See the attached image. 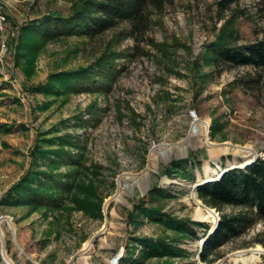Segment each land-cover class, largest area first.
Returning <instances> with one entry per match:
<instances>
[{"label": "rangeland", "instance_id": "374dc122", "mask_svg": "<svg viewBox=\"0 0 264 264\" xmlns=\"http://www.w3.org/2000/svg\"><path fill=\"white\" fill-rule=\"evenodd\" d=\"M82 1L0 0L7 18L0 36V264H7L4 253L16 264H114L124 255L131 264L140 257L139 245L130 246L138 236L162 238L186 252L134 264H244L234 261L236 252L264 248V219L204 258L221 213L238 208L210 206L198 187L264 158V71L259 84L242 86L258 70L218 68L205 58L209 43L228 33L236 45L263 35L258 0H173L150 10V28L138 42L120 27L96 37L55 28L48 38L21 29L42 17L67 16ZM98 61L116 68L98 90L51 77ZM60 135L72 141L64 150L76 156L52 171L76 180L73 189L55 192L62 198L54 207L4 203L30 171L52 168L48 158L62 146ZM184 158L191 159L188 174L172 166ZM154 186L165 194L146 205L207 223L208 232L195 226L196 235H186L140 214L136 204ZM197 200L216 211L214 224L194 216ZM249 264H264V253Z\"/></svg>", "mask_w": 264, "mask_h": 264}, {"label": "trees", "instance_id": "16d2710c", "mask_svg": "<svg viewBox=\"0 0 264 264\" xmlns=\"http://www.w3.org/2000/svg\"><path fill=\"white\" fill-rule=\"evenodd\" d=\"M172 2L173 0H83L67 16L42 17L41 23L33 20L24 24L21 29L25 32L24 34L37 33L41 34L43 38H48L57 32L96 37L120 27L121 33L134 37L138 42L140 37H143L150 28V10L152 8L161 9ZM257 14L263 23V35L261 37L245 44L236 45L230 41L233 34L228 33L224 37H219L217 41L209 43L206 47V61L218 68L223 66H250L258 70L257 77H249L241 81L242 86L247 87H254L259 84L263 76L261 71H264V0L257 1ZM55 28H58L59 31L55 33L49 31ZM20 38L22 39L23 35ZM22 42L23 40L20 41L19 47H22ZM115 69L113 62L98 61L92 68L84 67L59 72L51 77L59 79L60 82H66V78H69V81L77 82L73 83V87L77 89L98 90L96 88H101ZM96 76L99 77L96 78ZM90 79L94 80L93 86L86 85L84 87L82 83H78L81 80L84 83H90ZM42 88L47 90L51 88V85ZM57 139L60 140L62 146L48 158L52 168L49 171L38 169L30 171L7 192L3 197L4 203L54 207L60 204L62 198L55 192L59 190L60 194H65L73 189L76 180L69 182L60 173L52 171V169L57 168L60 162H68L72 156L74 158L76 156L70 149L64 150L65 144L73 146L68 137L60 135ZM41 152L46 154L49 151L41 150ZM190 161V158L179 159L173 161L172 166L175 170L183 169L184 173L188 174L187 166ZM36 181H38L37 184ZM159 188V186H154L148 193V199L147 196L140 198L139 203L136 204L140 214L157 218V220H161L169 227L186 235H196L195 226H204L208 232L210 226L207 223L193 221L189 218L177 219L166 213H159L160 211H156L151 205H146L145 200L151 201L158 198L159 194H165L164 189ZM198 193L204 202L217 209H222L224 206L238 208L234 212L221 213L217 227L208 237L201 251L205 258L214 248L242 235L259 220L264 219V158L259 157L255 162L245 167L225 171L218 179L199 186ZM138 245L140 257L134 258L131 264L142 262V259H148L152 256H178L186 252L184 248L162 238L134 237L130 246ZM127 253L132 255V248L127 247ZM128 258L125 255L122 256L118 264H124Z\"/></svg>", "mask_w": 264, "mask_h": 264}, {"label": "bare ground", "instance_id": "6f19581e", "mask_svg": "<svg viewBox=\"0 0 264 264\" xmlns=\"http://www.w3.org/2000/svg\"><path fill=\"white\" fill-rule=\"evenodd\" d=\"M206 122V121H205ZM198 124V121H195L192 125V128L190 130V135H194L196 133V125ZM208 124V123H207ZM212 144V143H211ZM215 152V151H213ZM208 166H206V169ZM196 195V194H195ZM198 206L195 211V217L198 219H206L209 221H212L213 224L217 219V214L214 209H210L203 205L200 201H198ZM89 242L86 244V247L89 246ZM264 253V248L260 245L257 244L255 247L246 249V250H238L236 252V256L234 257V261L238 262L241 260L244 264H249L250 262L254 261L259 257L260 254ZM5 260L7 261L8 264H16L6 253H4Z\"/></svg>", "mask_w": 264, "mask_h": 264}, {"label": "water", "instance_id": "95a60500", "mask_svg": "<svg viewBox=\"0 0 264 264\" xmlns=\"http://www.w3.org/2000/svg\"><path fill=\"white\" fill-rule=\"evenodd\" d=\"M256 160H257V158H255L254 160H252V161H250V162H248V163H245L243 166H234V167H232V168L225 169V170H223V171L221 172V174L219 175V177H220L225 171H227V170H229V169H234V168H239V167H245V166H247V165L253 163V162L256 161ZM219 177L209 179V180H207V181H205V182H209V181H212V180L218 179ZM197 186H199V183L197 184ZM218 222H219V221H218V219H217L216 224H215L214 227H216V226L218 225ZM212 231H213V229H211V232H212ZM209 233H210V231H209ZM205 239H206V238H205ZM203 242H204V241H203ZM118 258H119V256H116V257L113 259L114 264H117V262H118ZM7 264H8V263H7Z\"/></svg>", "mask_w": 264, "mask_h": 264}, {"label": "built area", "instance_id": "2783aa9c", "mask_svg": "<svg viewBox=\"0 0 264 264\" xmlns=\"http://www.w3.org/2000/svg\"><path fill=\"white\" fill-rule=\"evenodd\" d=\"M3 5L0 3V36L4 33V30L6 29L5 22H6V14L3 12ZM4 39L3 37H0V40Z\"/></svg>", "mask_w": 264, "mask_h": 264}]
</instances>
